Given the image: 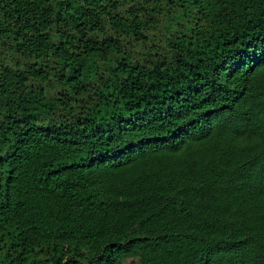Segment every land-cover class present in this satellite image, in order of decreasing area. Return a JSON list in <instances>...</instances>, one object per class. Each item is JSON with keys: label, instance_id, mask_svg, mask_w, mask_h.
I'll use <instances>...</instances> for the list:
<instances>
[{"label": "trees", "instance_id": "obj_1", "mask_svg": "<svg viewBox=\"0 0 264 264\" xmlns=\"http://www.w3.org/2000/svg\"><path fill=\"white\" fill-rule=\"evenodd\" d=\"M0 264H264V0H0Z\"/></svg>", "mask_w": 264, "mask_h": 264}]
</instances>
